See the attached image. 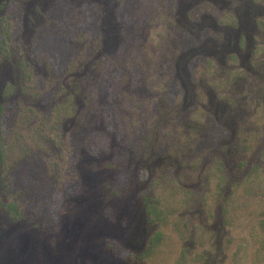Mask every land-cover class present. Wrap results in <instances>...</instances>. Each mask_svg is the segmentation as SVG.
<instances>
[{
  "label": "rangeland",
  "instance_id": "obj_1",
  "mask_svg": "<svg viewBox=\"0 0 264 264\" xmlns=\"http://www.w3.org/2000/svg\"><path fill=\"white\" fill-rule=\"evenodd\" d=\"M1 107L0 264H264V0H0Z\"/></svg>",
  "mask_w": 264,
  "mask_h": 264
},
{
  "label": "trees",
  "instance_id": "obj_2",
  "mask_svg": "<svg viewBox=\"0 0 264 264\" xmlns=\"http://www.w3.org/2000/svg\"><path fill=\"white\" fill-rule=\"evenodd\" d=\"M1 111V115L3 113L2 107L0 108ZM1 129L3 130V122H2V127ZM18 137H16V143L18 142ZM1 143H0V153L3 157L4 154H6V148H10L12 146V142L11 141H5L4 137L1 136L0 137ZM4 140V141H3ZM260 158L264 157L263 155L259 156ZM244 162L242 161V164ZM219 164V171L215 169V173L222 175V177L226 174V166L223 162H218ZM214 173V174H215ZM211 184H209L208 186L210 187ZM211 191V190H210ZM206 193V192H205ZM141 199L144 202V207H145V211H146V215H147V219L149 222H159L162 221L161 219V214L159 213V206H158V200L153 196V194L151 193V191L149 189L143 190L141 193ZM205 203H207V199L205 197ZM164 239V231L161 228L156 229L153 234L151 235L148 245L144 251L145 255H148L152 252H154L160 245V243L162 242V240ZM182 254L184 255V251L182 252Z\"/></svg>",
  "mask_w": 264,
  "mask_h": 264
}]
</instances>
